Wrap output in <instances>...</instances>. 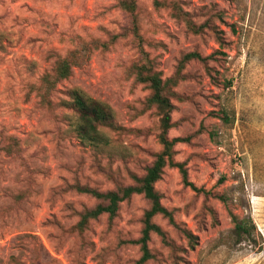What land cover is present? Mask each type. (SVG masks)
<instances>
[{"label": "rangeland", "instance_id": "1", "mask_svg": "<svg viewBox=\"0 0 264 264\" xmlns=\"http://www.w3.org/2000/svg\"><path fill=\"white\" fill-rule=\"evenodd\" d=\"M117 1L0 0V264H133L138 256L136 246L118 240L138 235L146 205L140 195L122 202L110 225L101 215L78 238L65 231L76 220L67 206L89 198L61 190L74 177L101 189L112 186L107 174L129 182V172L142 173L162 150L160 115L139 113L148 91L125 72L137 50L119 36L58 83L48 106L28 93L51 67V51L65 54L79 41L108 40L120 31L125 16ZM158 1L136 0L135 12L162 77L173 72L181 52L223 53L209 60L218 82L192 61L185 67L191 77L174 87L185 98L173 99L167 136L197 131L172 150L200 191L184 185L174 166L156 183L162 203L176 209L175 219L198 236L197 245L189 249L161 216L154 221L186 249L177 252L179 264H264V0ZM172 2L195 23L216 25L224 46L207 29L189 32L172 17ZM73 89L108 104L119 129L100 128L99 142L79 139L76 116L66 106ZM221 110L227 121L215 115ZM235 220L245 221L250 233L239 234ZM149 246L156 257L148 264H172L157 235Z\"/></svg>", "mask_w": 264, "mask_h": 264}, {"label": "trees", "instance_id": "2", "mask_svg": "<svg viewBox=\"0 0 264 264\" xmlns=\"http://www.w3.org/2000/svg\"><path fill=\"white\" fill-rule=\"evenodd\" d=\"M154 3L156 5L160 4L158 0H154ZM115 5L125 16V21L120 26V31L109 33L108 40L79 41L65 54L51 51L53 58L51 67L41 74L36 82L28 85V93H34L41 104L48 106L51 93L56 85L70 77L74 68H80L87 64L93 51L108 50L111 43L119 36L127 38L128 43L137 50L138 55L126 68L125 72L135 84L143 85L148 91L144 98V109L142 108L139 113L155 109L160 115L161 132L159 139L163 144V148L160 152L154 154V158L144 166L142 173L129 172V182H123L107 174L112 186L101 189L87 182H81L77 177H74L71 181L65 180L64 186L61 188L62 191H74L78 194L86 195L90 201L89 203L81 202L78 207H74L72 204L67 206L76 220L65 231L82 238L90 222L98 219L101 215H106L107 222L110 225L113 219L118 216L121 203L129 200L133 195H140L146 205L139 218L138 235L129 238H119L118 245L130 244L136 246L138 256L133 260V264H148L150 260L156 257V254L149 246L151 234H155L160 242L169 249L172 264H179V260L183 258L178 256L177 252H186V249L177 246L168 236V233L154 221L155 216H161L179 234L183 235L189 249H193L197 245L198 236L175 219L176 209L169 208L162 203L163 194L156 187V183L163 177L165 168L174 166L178 168L184 185L191 186L197 192L200 191L188 179L185 163L173 158L172 150L176 141L188 143L197 131L183 136H175L171 139L167 136L168 129L172 125L171 115L175 109L173 99L181 100L185 98L183 94L174 90V87L180 81L191 77L192 74L185 71V67L192 61L202 65L213 83L218 82L214 75V68L209 65V60L214 59L215 54L223 52L215 50L211 54H202L196 49L181 52L175 59L173 72L166 77H162L161 72L156 68L154 59L150 57L149 52L144 48V38L141 36L137 25L136 0H118ZM169 5L172 17L182 21L189 32L199 34L207 29V31H211L214 34L219 46H224V39L220 35L222 32H218L217 26L212 24L210 20L203 23H195L190 13L184 11L178 3L172 2ZM68 96L70 100L66 106L76 116L77 120L74 129L79 139L99 142L102 140L100 128L119 129V126L114 121L113 111L108 104L93 99L78 89L71 90ZM215 115L224 121L228 119L224 110L216 112ZM2 149L7 153H11L7 145L3 146ZM206 194L212 195L219 200L222 199L219 193L209 192ZM209 211L214 216L211 208H209ZM251 228L253 229V226ZM235 229L239 234L250 233L251 230L243 220H235Z\"/></svg>", "mask_w": 264, "mask_h": 264}]
</instances>
